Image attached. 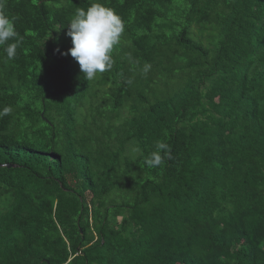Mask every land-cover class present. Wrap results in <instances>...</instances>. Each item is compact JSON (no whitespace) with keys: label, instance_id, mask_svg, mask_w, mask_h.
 <instances>
[{"label":"trees","instance_id":"1","mask_svg":"<svg viewBox=\"0 0 264 264\" xmlns=\"http://www.w3.org/2000/svg\"><path fill=\"white\" fill-rule=\"evenodd\" d=\"M93 3L125 28L89 81L65 53ZM5 11L20 43L0 47V264H264V0Z\"/></svg>","mask_w":264,"mask_h":264},{"label":"clouds","instance_id":"2","mask_svg":"<svg viewBox=\"0 0 264 264\" xmlns=\"http://www.w3.org/2000/svg\"><path fill=\"white\" fill-rule=\"evenodd\" d=\"M6 0H0V47L9 60L16 56L20 40L15 31L14 20L5 11ZM124 22L113 9L99 3H93L87 10L78 8L69 23L67 36L71 37L73 47L68 53L78 63L86 80H93L113 67L112 50L120 42L124 32ZM10 41H15L11 42ZM147 70V69H146ZM9 109L5 108L7 113ZM156 150L145 159L149 168L164 163L162 152L167 154L169 146L162 141L156 143ZM139 149L133 148L132 152Z\"/></svg>","mask_w":264,"mask_h":264}]
</instances>
